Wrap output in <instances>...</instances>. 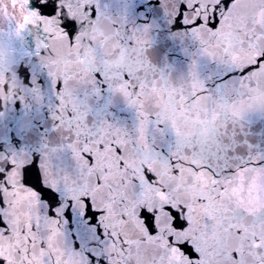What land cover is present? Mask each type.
<instances>
[{"label":"snow or ice","instance_id":"1","mask_svg":"<svg viewBox=\"0 0 264 264\" xmlns=\"http://www.w3.org/2000/svg\"><path fill=\"white\" fill-rule=\"evenodd\" d=\"M26 10L0 47V125L14 128L0 127V264H264V0ZM157 29L184 46L186 73L153 62ZM11 78L25 90L9 100Z\"/></svg>","mask_w":264,"mask_h":264},{"label":"water","instance_id":"2","mask_svg":"<svg viewBox=\"0 0 264 264\" xmlns=\"http://www.w3.org/2000/svg\"><path fill=\"white\" fill-rule=\"evenodd\" d=\"M23 3H26V1H19L17 0L15 7H13L12 0H0V15L1 12L5 14L4 18H0V31L2 34H4L7 37V32L9 31V28L11 27L13 30L16 29V26L19 25L23 27L25 18L28 17V13L26 8L24 7ZM29 32L22 33V35L25 37V40H30ZM1 34V33H0ZM1 34V35H2ZM152 40L153 45L150 49V56L153 59V62L156 63L160 67H170L174 68L176 70V73L178 74L180 72H187V66L190 63V56L185 54L184 46L179 43L178 41H175L171 38V34L167 29H157L154 30L152 33ZM13 45L17 44H23L25 45V41L21 40H13ZM8 45L5 44L3 39L0 37V47H7ZM189 51H194V49L189 48ZM20 51H18L19 53ZM12 58H6V62L10 61ZM16 59H19V56L16 57ZM181 86H186L184 80H175L169 85L170 91H178ZM24 86L22 82L16 78H11L9 80V92L4 96L6 99H11L12 96H15L16 94L23 92ZM3 93H0V96H3ZM81 100H83V97H81ZM118 116H122V118L130 119V114H123L117 111ZM188 117H183L184 123H187ZM13 124V121L9 119H5L3 122V125H0V127H5L7 131L11 132L14 131V128L11 127ZM16 130L24 136L26 139L30 138L35 129L30 124L29 121L21 120L15 122ZM252 132L255 134L264 132V120H261L259 117L253 118L252 123ZM12 195V198L14 200V203L16 205L17 209L20 208H30L28 204L27 197L22 195L19 192H14ZM31 213L33 217L37 215H42V210L31 208ZM197 217H193V221H197ZM64 237L61 235L59 237H56L52 241H45L44 247L41 250V255L44 257H51L54 255V247L57 244H63Z\"/></svg>","mask_w":264,"mask_h":264}]
</instances>
